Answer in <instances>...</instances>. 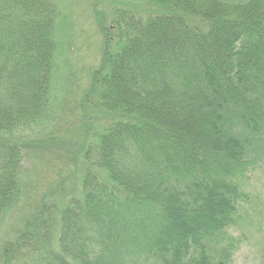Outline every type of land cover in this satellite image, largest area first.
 Returning <instances> with one entry per match:
<instances>
[{
    "label": "trees",
    "instance_id": "16d2710c",
    "mask_svg": "<svg viewBox=\"0 0 264 264\" xmlns=\"http://www.w3.org/2000/svg\"><path fill=\"white\" fill-rule=\"evenodd\" d=\"M140 1L155 9L121 13L87 93L111 119L81 194L27 221L4 264L233 263L264 162V0ZM58 16L0 0V219L20 195L15 136L48 118Z\"/></svg>",
    "mask_w": 264,
    "mask_h": 264
},
{
    "label": "rangeland",
    "instance_id": "374dc122",
    "mask_svg": "<svg viewBox=\"0 0 264 264\" xmlns=\"http://www.w3.org/2000/svg\"><path fill=\"white\" fill-rule=\"evenodd\" d=\"M53 1L59 16L48 118L15 136L23 149L20 195L0 219V264H4L3 246L15 241L27 221L35 222L43 210V217L56 215L55 204L81 194L84 171L96 158L93 149L89 158L86 153L96 146L97 135L111 119L87 99L106 52V39L114 40L121 13L147 18L155 9L140 0ZM115 47L109 43V52ZM244 184L246 197L238 224L229 230L236 245L232 264H264V162L246 176Z\"/></svg>",
    "mask_w": 264,
    "mask_h": 264
}]
</instances>
